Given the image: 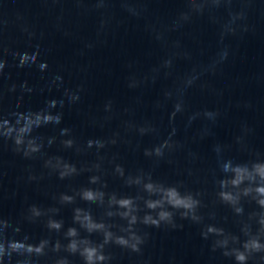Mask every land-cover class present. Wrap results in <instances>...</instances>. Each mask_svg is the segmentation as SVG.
Segmentation results:
<instances>
[{"label":"water","instance_id":"95a60500","mask_svg":"<svg viewBox=\"0 0 264 264\" xmlns=\"http://www.w3.org/2000/svg\"><path fill=\"white\" fill-rule=\"evenodd\" d=\"M0 264H264V0H0Z\"/></svg>","mask_w":264,"mask_h":264}]
</instances>
